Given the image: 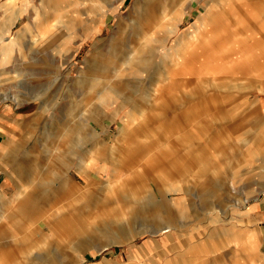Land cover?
I'll use <instances>...</instances> for the list:
<instances>
[{"label": "rangeland", "instance_id": "374dc122", "mask_svg": "<svg viewBox=\"0 0 264 264\" xmlns=\"http://www.w3.org/2000/svg\"><path fill=\"white\" fill-rule=\"evenodd\" d=\"M208 2L0 0V108L27 118L0 146V195L31 189L37 207L0 202V264H115L165 224L213 244L264 194V76L193 71Z\"/></svg>", "mask_w": 264, "mask_h": 264}, {"label": "crops", "instance_id": "0c3cea01", "mask_svg": "<svg viewBox=\"0 0 264 264\" xmlns=\"http://www.w3.org/2000/svg\"><path fill=\"white\" fill-rule=\"evenodd\" d=\"M197 10L199 12L201 9ZM203 14L204 25L198 32L204 29L206 33L204 40H198L201 44L198 46L204 50V57L201 64L199 61L197 65L194 64L196 68L193 71L205 75H240L256 81L260 80L261 76H264V0H211L196 14L195 20ZM214 33L216 35H213ZM217 36H221L222 39L219 40ZM220 43L223 44L221 47L218 46ZM217 49L223 51L221 57L212 55V51ZM190 56L191 53L188 63L191 60ZM259 102L261 103V99ZM26 119L24 114L15 113L8 105L0 108L2 148L6 149L10 141L27 138L26 132L18 125ZM18 169L23 172L27 170L22 167H17ZM11 175L13 177H8V173L6 174L3 185L10 180L13 182L15 174L11 173ZM64 184L73 187L67 180L62 186H65ZM159 184L164 185V183ZM154 185L158 186V191H161L158 183ZM174 188L175 186H171L167 191H178ZM43 189L44 187L41 192H44ZM19 191H23L24 194L19 195ZM19 191L5 199L0 195V202L13 204L16 201L15 206L18 210L26 202L28 205L25 214L29 213L28 216L35 214L37 207L32 200L31 189L23 188ZM179 199L180 197H174L169 204L175 205L176 200ZM158 207L159 205H155L151 212L158 210ZM137 209L142 211L141 208ZM236 212V222H228L218 229L214 228L221 234L213 243V247L210 246L213 245L211 241L214 239L215 231L205 233L201 227L172 230L168 224H165L160 226L161 233L158 236L146 238L138 247L136 245L128 250L125 257L115 264H145V261L148 264L149 260L152 264H264V194L248 200L247 205ZM63 216L61 214L60 218L62 219ZM245 220L250 222L249 226H244ZM167 233L169 235H166ZM198 235L200 237L193 240ZM246 236L248 239L245 238ZM49 238L53 239L51 236ZM106 246L97 247L96 253ZM169 251H173L171 255H164V252ZM88 255L95 256L93 253ZM77 261H81V264H105L104 261L85 260V257Z\"/></svg>", "mask_w": 264, "mask_h": 264}, {"label": "bare ground", "instance_id": "6f19581e", "mask_svg": "<svg viewBox=\"0 0 264 264\" xmlns=\"http://www.w3.org/2000/svg\"><path fill=\"white\" fill-rule=\"evenodd\" d=\"M44 1H46V2H51V3H54L56 0H44ZM150 14V15H149ZM149 15V16H148ZM144 16H148L149 18H151V17H153L152 16V12H151V10L150 9H144V15H140V18H142L143 19V17ZM180 16V13L178 12V13H176L174 16H172V17H170L169 19H168V21H176V19L178 20V17ZM144 21V20H143ZM144 25V24H143ZM143 25H142V27H143ZM194 30H196V28L194 29ZM192 32L193 31H191V32H189V34L190 35H192ZM143 35H144V33H143ZM146 35V34H145ZM193 37H194V34H193ZM8 38L5 36L4 37V41H9V39L7 40ZM144 58H142V57H140V54H138V53H136V56H135V54L132 56V58H131V63H132V65L130 66V67H136V69H138V70H142V69H144L145 68V63H144ZM16 69V68H15ZM18 194L19 195H22L23 194V192H18Z\"/></svg>", "mask_w": 264, "mask_h": 264}]
</instances>
